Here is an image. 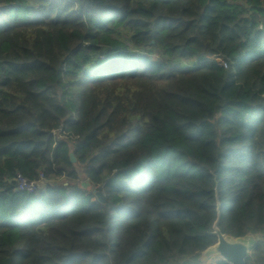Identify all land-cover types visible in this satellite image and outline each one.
<instances>
[{"label":"trees","instance_id":"trees-1","mask_svg":"<svg viewBox=\"0 0 264 264\" xmlns=\"http://www.w3.org/2000/svg\"><path fill=\"white\" fill-rule=\"evenodd\" d=\"M218 215L264 264V0H0V264H200Z\"/></svg>","mask_w":264,"mask_h":264},{"label":"water","instance_id":"water-1","mask_svg":"<svg viewBox=\"0 0 264 264\" xmlns=\"http://www.w3.org/2000/svg\"><path fill=\"white\" fill-rule=\"evenodd\" d=\"M70 157L72 163L76 161L74 154ZM97 195L101 201H104L101 193H98ZM218 220L219 215L213 224V234L217 236V242L211 246V248L203 252L201 256L207 258L211 255H215L220 261H223L226 264H246V260L250 257L256 242L260 241L262 236L260 234H249V236L243 238L227 236L223 234L217 226Z\"/></svg>","mask_w":264,"mask_h":264},{"label":"built area","instance_id":"built-area-1","mask_svg":"<svg viewBox=\"0 0 264 264\" xmlns=\"http://www.w3.org/2000/svg\"><path fill=\"white\" fill-rule=\"evenodd\" d=\"M15 181H16L17 190L23 191L29 194H32V193H35L41 190L46 185L45 175H43L42 173H40L39 180L37 181L29 180L21 175H17Z\"/></svg>","mask_w":264,"mask_h":264},{"label":"crops","instance_id":"crops-1","mask_svg":"<svg viewBox=\"0 0 264 264\" xmlns=\"http://www.w3.org/2000/svg\"><path fill=\"white\" fill-rule=\"evenodd\" d=\"M218 262H220V260L215 255H211L207 258L200 257V264H217Z\"/></svg>","mask_w":264,"mask_h":264},{"label":"rangeland","instance_id":"rangeland-1","mask_svg":"<svg viewBox=\"0 0 264 264\" xmlns=\"http://www.w3.org/2000/svg\"><path fill=\"white\" fill-rule=\"evenodd\" d=\"M191 65H192L191 63H184L183 67H187V66H191Z\"/></svg>","mask_w":264,"mask_h":264}]
</instances>
